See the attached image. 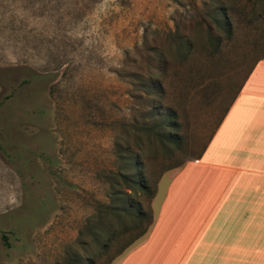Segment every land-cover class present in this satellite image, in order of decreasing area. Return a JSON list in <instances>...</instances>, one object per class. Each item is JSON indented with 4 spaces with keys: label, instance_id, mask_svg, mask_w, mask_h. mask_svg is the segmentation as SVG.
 <instances>
[{
    "label": "rangeland",
    "instance_id": "1",
    "mask_svg": "<svg viewBox=\"0 0 264 264\" xmlns=\"http://www.w3.org/2000/svg\"><path fill=\"white\" fill-rule=\"evenodd\" d=\"M258 58L264 0H0V264H115Z\"/></svg>",
    "mask_w": 264,
    "mask_h": 264
},
{
    "label": "crops",
    "instance_id": "2",
    "mask_svg": "<svg viewBox=\"0 0 264 264\" xmlns=\"http://www.w3.org/2000/svg\"><path fill=\"white\" fill-rule=\"evenodd\" d=\"M164 176L169 185L145 239L115 264H264V58L196 155Z\"/></svg>",
    "mask_w": 264,
    "mask_h": 264
},
{
    "label": "trees",
    "instance_id": "3",
    "mask_svg": "<svg viewBox=\"0 0 264 264\" xmlns=\"http://www.w3.org/2000/svg\"><path fill=\"white\" fill-rule=\"evenodd\" d=\"M215 11V16H213L212 18V22L216 27H220L224 30V34L225 37H229L230 35V30L232 29V25H231V21L230 18H228L227 16H225V12L223 10V7L218 5L217 7L214 8ZM220 14V17L218 16ZM217 16V17H216ZM211 38H213L212 36H210ZM216 44V43H215ZM259 59V58H258ZM257 59V60H258ZM256 62V60L254 61V63ZM253 63V64H254ZM251 69V68H250ZM249 69V70H250ZM249 72V71H248ZM247 75V74H246ZM172 115H174V113H172ZM175 122H172L171 124H169V126H175L176 124H174ZM159 136V135H158ZM161 136H159L160 138ZM166 139H169L171 141H174L175 143H177L179 141V136L174 133V132H167L166 137H164ZM181 163V162H180ZM179 163V164H180ZM179 164H176L175 166H178ZM174 166V167H175ZM138 186L140 188L146 189V187L144 185H141V183H138Z\"/></svg>",
    "mask_w": 264,
    "mask_h": 264
}]
</instances>
